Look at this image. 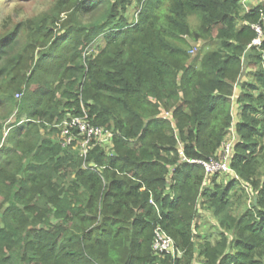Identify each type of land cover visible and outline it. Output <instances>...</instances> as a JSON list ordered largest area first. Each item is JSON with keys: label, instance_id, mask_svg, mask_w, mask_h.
Listing matches in <instances>:
<instances>
[{"label": "trees", "instance_id": "16d2710c", "mask_svg": "<svg viewBox=\"0 0 264 264\" xmlns=\"http://www.w3.org/2000/svg\"><path fill=\"white\" fill-rule=\"evenodd\" d=\"M133 1L56 0L4 23L0 264H264V38L249 47L264 0H137L131 22ZM83 108L114 132L87 161L52 127ZM232 132L231 173L180 155L217 159ZM158 225L182 255L154 252Z\"/></svg>", "mask_w": 264, "mask_h": 264}, {"label": "built area", "instance_id": "2783aa9c", "mask_svg": "<svg viewBox=\"0 0 264 264\" xmlns=\"http://www.w3.org/2000/svg\"><path fill=\"white\" fill-rule=\"evenodd\" d=\"M138 18L136 19L137 22ZM254 29L257 32V38L252 42L249 47H260L264 38V26L256 25ZM197 49L190 52L195 53ZM18 99L22 98V94H17ZM161 118L173 122L171 112H163ZM174 124V123H173ZM53 128L57 129L59 133V143L64 149H77L82 159L87 161L90 151L96 146H106L111 148L114 132L105 129L101 126L92 124L88 111L83 108V113L77 116H71L67 120L55 123ZM236 141V134L232 132L227 142L224 144L219 157L217 159H210L209 161L201 160H188L183 154L181 146L180 155L184 160L190 164L201 165L207 177L214 176L215 174H228L231 173V159L233 157V148ZM112 156H114L112 154ZM89 166H84L88 169ZM95 168V167H93ZM151 205H155L153 198L150 200ZM153 250L160 256H173L182 255L183 252L176 248L175 241L168 236L164 229L158 225L154 234Z\"/></svg>", "mask_w": 264, "mask_h": 264}, {"label": "rangeland", "instance_id": "374dc122", "mask_svg": "<svg viewBox=\"0 0 264 264\" xmlns=\"http://www.w3.org/2000/svg\"><path fill=\"white\" fill-rule=\"evenodd\" d=\"M55 3H56V0L54 2H53V0H31V1L0 0V33L2 32V27L7 20H10L12 18L11 23L13 25L17 20L22 21L24 18L34 16L36 14H39L40 12H43V11H47L50 8V6L51 7L54 6ZM261 3H263L262 0H245L244 6L246 7V10H247V8L249 9V6L259 5ZM140 10H141V7H140L139 3L137 2V0H134L133 4L130 6V8L126 14L127 18L131 22L136 20L138 18ZM17 15L19 18L17 17ZM189 22L191 23V26L193 29H197L199 24H200V19L198 16L190 15L189 16ZM189 40L191 42L192 47H194V49H197L195 51V53H191V58L192 59L195 58L198 55L200 49H201V56H202L204 54V51H206V49L204 48L205 45H203V43L200 44V43L193 42L191 39H189ZM99 46L100 47L105 46V42L102 38H100V40H98L92 46H90L88 48V50H91L89 52V55L92 54V52L97 53ZM16 114L17 113L13 114L12 117L10 118V120H8L5 123V128H4L5 129V137H4V139H7V137H8L6 130H8L7 128L9 126V124H11V122L16 121V116H17ZM23 120H25V118ZM235 122H236V120H235ZM55 138L57 140L59 139L58 131H57ZM179 148L181 149V144H179ZM238 211L240 212V210H237V212ZM199 221H200L199 231L201 233H203V235L207 231L215 229L216 222L213 219L211 220L209 217L207 218L205 216V217H203V219H201V220L199 219ZM63 244H65V242Z\"/></svg>", "mask_w": 264, "mask_h": 264}, {"label": "crops", "instance_id": "0c3cea01", "mask_svg": "<svg viewBox=\"0 0 264 264\" xmlns=\"http://www.w3.org/2000/svg\"><path fill=\"white\" fill-rule=\"evenodd\" d=\"M262 1H263V0H262ZM247 79H248L247 77H244V78H243V80H245V81H247ZM237 92L240 93L239 91H237ZM237 107H238V105H237ZM236 111H237V108H235V113H236ZM235 117H236V116H235ZM238 118H239V117H238ZM236 119H237V117H236ZM236 121H237V120H236ZM201 234H203V233H201Z\"/></svg>", "mask_w": 264, "mask_h": 264}]
</instances>
